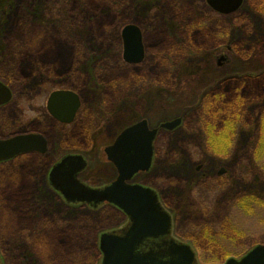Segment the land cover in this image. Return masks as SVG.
I'll use <instances>...</instances> for the list:
<instances>
[{
  "label": "rangeland",
  "instance_id": "374dc122",
  "mask_svg": "<svg viewBox=\"0 0 264 264\" xmlns=\"http://www.w3.org/2000/svg\"><path fill=\"white\" fill-rule=\"evenodd\" d=\"M0 24V81L13 73L15 92L2 126L50 140L46 156L0 166V264L102 263L101 235L127 217L108 204L67 205L47 170L80 152L85 181L113 182L104 150L142 120L160 132L152 170L133 181L158 193L197 264L264 245V0L226 15L207 0H0ZM128 24L143 31L144 63L123 59ZM70 87L84 96L72 132L47 111L51 92ZM177 118V129H161Z\"/></svg>",
  "mask_w": 264,
  "mask_h": 264
},
{
  "label": "water",
  "instance_id": "95a60500",
  "mask_svg": "<svg viewBox=\"0 0 264 264\" xmlns=\"http://www.w3.org/2000/svg\"><path fill=\"white\" fill-rule=\"evenodd\" d=\"M218 13L236 12L243 0H207ZM124 42L123 59L128 64H140L145 56L141 29L133 24L122 30ZM12 98L8 86L0 81V107ZM80 100L71 91L53 92L47 103L49 113L63 124H71L80 108ZM182 123L181 118L164 122L161 129L173 131ZM159 129H151L147 120H142L125 130L114 143L105 148L108 161L118 171L115 181L101 188L91 187L78 179L87 163L81 155H67L51 170L52 188L71 205H87L98 208L109 203L121 210L128 224L118 231L104 233L100 237L101 264H197L190 245L172 237L173 222L170 213L163 207L158 193L147 186L133 183L141 172L153 168L154 142ZM46 151L42 135H18L0 139V163L26 153ZM225 264H264V245L253 247L242 258H230Z\"/></svg>",
  "mask_w": 264,
  "mask_h": 264
},
{
  "label": "flooded vegetation",
  "instance_id": "af4514ba",
  "mask_svg": "<svg viewBox=\"0 0 264 264\" xmlns=\"http://www.w3.org/2000/svg\"><path fill=\"white\" fill-rule=\"evenodd\" d=\"M134 25H135V24H134ZM140 29H141V28H140ZM141 32H142V39H143V31H142V29H141ZM143 45H144V48H145V56H144V59H143V61H142L141 63H144V62L146 61V47H145V44H144V40H143ZM141 63H140V64H141ZM5 84L10 88V90H11V92H12V98H11V100H10L9 103H7V104H5V105H2V106L0 107V132H1V134H2V135L0 136V139H1V140H6V139H9V138H12V137L18 136V135H26V134H38V135H42V136L45 138V140H46V151H45L44 153L32 152V153H30V154H32V155H38V156H42V157L46 156V155L49 153V151H50V140L48 139L45 130H44V131H42V130H32V129L30 130V128H29V129H19L18 127L15 128V124H14V123H13V125L8 126V127H7V125L2 126V123H3V124H6V121H7V115H8V110H7V108H8V107H11V105H12V103L14 102V99H15V97H14V96H15V92H14L13 87H12L11 85H8L7 83H5ZM70 88H71V89H70ZM70 88H58V89L54 90L53 92H55V91H71V92H74V93H76V94L78 95L81 104H80V108H79V110H78V112H77V114H76V116H75L74 121H73L71 124H68V125H67V124H63V123L59 122L57 119H55V118L49 113L48 109H47V111H48V113H49L51 119H52L54 122H56L57 125L62 126V127H64V128L70 127V132H72V131H74V129H75L76 127H78V124H79L80 122H82L81 120H82V118H83L82 114H83V106H84V96L81 94L80 91H78V90H76V89H72V87H70ZM53 92H51V94H52ZM51 94H50V95H51ZM50 95H49V97H50ZM49 97H48V99H49ZM47 102H48V100H47ZM10 110H11V109H10ZM41 123H42V122H39V124H41ZM13 128H15V129H13ZM90 136H91V135H90ZM30 154L28 153L27 155H30ZM66 155H81V156L84 157V159H85V161H86V163H87V166H86V168H85V169L79 174L78 179H79L80 181H82L83 183H85V184L91 186V187H97V186H93V185H91L90 183H88L87 181H85V180L83 179V174H84V172L87 170L88 165H89V159H88V157H87L85 154L80 153V152H69V153L65 154L64 156H66ZM64 156H63V157H64ZM21 157H23V155L16 156L15 158H13V159H11V160H9V161L1 162V163H0V166L4 165V164H6V163H10V164H11V163L15 162L18 158H21ZM63 157H61L58 161H56V162L52 165V167L49 168V169L47 170V176H46V179H47V182H48V185H49V186H52V185H51V181H50V177H49L50 172H51L52 168L54 167V165H55L56 163H58ZM222 171H223V170H222ZM103 186H104V185H101V186H98L97 188H101V187H103ZM54 191H55V190H54ZM55 193H56L57 195H59V197L61 198V200H62L63 202H65L61 194H59V193L56 192V191H55ZM65 203H66V202H65ZM66 204H67V203H66ZM67 205H69V206H73V205H70V204H67ZM76 206H77V205H76ZM109 206H110V205H109ZM110 207L115 208V207H113V206H110ZM98 208H99V207H98ZM115 209H116V208H115ZM116 210L119 211L118 209H116ZM119 212H120V211H119Z\"/></svg>",
  "mask_w": 264,
  "mask_h": 264
},
{
  "label": "trees",
  "instance_id": "16d2710c",
  "mask_svg": "<svg viewBox=\"0 0 264 264\" xmlns=\"http://www.w3.org/2000/svg\"><path fill=\"white\" fill-rule=\"evenodd\" d=\"M7 12V11H6ZM9 12H10V10L8 11V13H7V15L9 14ZM5 24H6V22L4 23V27H5ZM36 24H38V25H36V27L37 28H39V27H43V25H41L40 23H37L36 22ZM2 24H0V26H1ZM5 30V29H4ZM4 34H5V31H4ZM10 76V75H9ZM11 76H14V74L12 73L11 74ZM9 77L8 79L10 80V82L9 83H7V82H5V83H7L8 85H11L12 86V83L14 82V79H13V77ZM1 78V77H0ZM2 79V78H1ZM3 80V79H2ZM262 115H264V111H263V113H262ZM264 120V119H263ZM230 125H231V122L229 123ZM229 129V127H226V131ZM225 131V132H226ZM226 134V133H225ZM225 138L227 139V146L229 145V143H230V141H231V139L229 140V135L228 134H226V136H225ZM263 145H264V142H263ZM212 147V146H211ZM262 150H264V147H262ZM212 152L213 153H216V154H222L221 152H220V150H218L217 148H215V147H212ZM223 154H224V152H223Z\"/></svg>",
  "mask_w": 264,
  "mask_h": 264
}]
</instances>
